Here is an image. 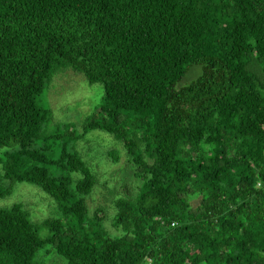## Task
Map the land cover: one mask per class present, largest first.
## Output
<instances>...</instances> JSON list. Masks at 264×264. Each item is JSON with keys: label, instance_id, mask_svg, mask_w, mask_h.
<instances>
[{"label": "trees", "instance_id": "16d2710c", "mask_svg": "<svg viewBox=\"0 0 264 264\" xmlns=\"http://www.w3.org/2000/svg\"><path fill=\"white\" fill-rule=\"evenodd\" d=\"M64 67L102 102L47 131L37 97ZM92 131L138 181L113 233L86 204ZM15 182L58 214L41 237L22 203L0 208V264H264V0H0V198Z\"/></svg>", "mask_w": 264, "mask_h": 264}, {"label": "rangeland", "instance_id": "374dc122", "mask_svg": "<svg viewBox=\"0 0 264 264\" xmlns=\"http://www.w3.org/2000/svg\"><path fill=\"white\" fill-rule=\"evenodd\" d=\"M196 72L197 68H194L187 80L195 77ZM102 94L100 83L87 82L83 74L74 72L70 67L56 70L48 85L37 97L39 104L51 110V119L45 130L52 131L63 124H71L75 129L80 128V123L100 106ZM76 149L96 175V184L86 198L89 214L101 208L99 215H103L106 229L113 233L115 230L111 219L115 213L114 200L119 196L134 194L137 190L138 181L129 170L132 163L128 160L122 144L112 135L102 131L85 134L77 141ZM109 151L118 154L116 162L108 155ZM16 202L22 203L32 221L39 224L38 234L45 236L47 230L40 223L43 219L58 214L54 200L35 184L15 182L10 194L0 198V208L9 207ZM37 257L32 264L40 261L42 264L63 261L61 256L46 250L41 251Z\"/></svg>", "mask_w": 264, "mask_h": 264}]
</instances>
